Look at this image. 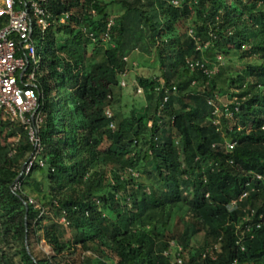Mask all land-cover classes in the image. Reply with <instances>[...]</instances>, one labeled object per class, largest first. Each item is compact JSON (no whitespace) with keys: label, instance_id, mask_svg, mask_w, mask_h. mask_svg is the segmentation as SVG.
I'll list each match as a JSON object with an SVG mask.
<instances>
[{"label":"trees","instance_id":"16d2710c","mask_svg":"<svg viewBox=\"0 0 264 264\" xmlns=\"http://www.w3.org/2000/svg\"><path fill=\"white\" fill-rule=\"evenodd\" d=\"M113 5L121 10L112 16ZM48 8L75 13L40 37L41 68L48 60L58 76L57 112L42 78V152L28 175L27 130L0 123V264H264V0ZM143 33L161 74L139 78L148 107L127 114L117 109L120 80ZM107 73L119 81L100 98ZM128 136L131 147H121Z\"/></svg>","mask_w":264,"mask_h":264},{"label":"built area","instance_id":"2783aa9c","mask_svg":"<svg viewBox=\"0 0 264 264\" xmlns=\"http://www.w3.org/2000/svg\"><path fill=\"white\" fill-rule=\"evenodd\" d=\"M0 5V123L6 119L18 123L27 130L28 138L34 151L29 161L23 168V174H29L42 152V144L39 135V127L43 118L40 112V102L43 95L38 90L36 77V62L39 50L36 45V35L45 38L47 31L59 18L62 25H67L74 18V11L63 12L60 16H54L49 10V0H1ZM179 5L178 2H174ZM96 14V11L93 12ZM113 20L108 23V32L103 40H110V30ZM88 37L96 42L98 39L93 33L89 34L87 28H82ZM221 59V58H220ZM129 61L128 57L125 58ZM189 64L193 69L201 67L209 70L200 61L190 60ZM209 73H213L210 71ZM128 71L121 76V86L126 88L125 77ZM162 87L156 88L159 92ZM143 93L142 88H137ZM38 90V91H37ZM167 101V98H165ZM109 118L113 117L112 111H107ZM152 126V124H149ZM112 129H116L114 123ZM235 143L228 144L233 149ZM41 165H43L41 163ZM13 191L21 190V184L17 180ZM31 203L34 201L31 199ZM175 246V243H172ZM175 264H185L184 260L177 258ZM237 264V263H234Z\"/></svg>","mask_w":264,"mask_h":264},{"label":"rangeland","instance_id":"374dc122","mask_svg":"<svg viewBox=\"0 0 264 264\" xmlns=\"http://www.w3.org/2000/svg\"><path fill=\"white\" fill-rule=\"evenodd\" d=\"M108 3H112L117 0H106ZM0 0V5H1ZM121 9L113 5L110 8V13L113 15H116ZM145 33L141 34V42L139 46L130 49L129 50V61L131 68L128 71V75L125 77L127 87L123 88L122 92L118 93L121 97L120 103L117 104V109L121 105L123 110L130 114L133 110L137 112H143L148 107L145 95L143 93H139L138 86H139V78L141 77H151V76H157L161 74V68L158 62V58L156 56V52L150 49L149 42L147 39V35H144ZM66 40L65 36H61L58 41L63 42ZM36 45L38 50H40L41 47V39L39 35H36ZM91 53V51H90ZM45 56L47 58L46 52ZM47 60V59H46ZM48 61V60H47ZM46 61L45 67L41 68V53L39 51L38 58L36 62V77L37 82L41 84L42 78H44V87H43V95L44 100L47 105H49L51 102L54 103V110L57 112V104H58V76L55 75V77L52 79L50 77V70L48 66V62ZM225 63V61H224ZM224 66V64H223ZM213 75L216 74V69L212 71ZM119 81V79L113 78V75L111 73L104 74L101 76L98 86L96 87L97 95L101 98L103 95H105V92L107 91V84L109 81ZM121 81V80H120ZM121 83V82H120ZM93 96H96L93 94ZM220 104L223 106H227L228 102L225 97H220L219 99ZM147 110V109H146ZM231 116V115H230ZM175 120H173V124ZM133 140V137L128 136L122 143L121 147L123 148H130L131 147V141ZM110 143L106 141L103 145V149L108 148ZM203 234H200L197 236V244H199L202 241ZM87 258V257H86ZM87 264H90V261L87 258Z\"/></svg>","mask_w":264,"mask_h":264},{"label":"water","instance_id":"95a60500","mask_svg":"<svg viewBox=\"0 0 264 264\" xmlns=\"http://www.w3.org/2000/svg\"><path fill=\"white\" fill-rule=\"evenodd\" d=\"M28 250H29V248H28ZM31 254V253H30Z\"/></svg>","mask_w":264,"mask_h":264}]
</instances>
